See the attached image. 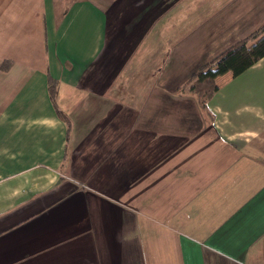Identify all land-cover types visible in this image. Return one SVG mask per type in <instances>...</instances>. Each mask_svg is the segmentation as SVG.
Segmentation results:
<instances>
[{
	"label": "crops",
	"instance_id": "1",
	"mask_svg": "<svg viewBox=\"0 0 264 264\" xmlns=\"http://www.w3.org/2000/svg\"><path fill=\"white\" fill-rule=\"evenodd\" d=\"M257 21L264 0H0V264H264V58L188 137L170 96L143 100Z\"/></svg>",
	"mask_w": 264,
	"mask_h": 264
},
{
	"label": "rangeland",
	"instance_id": "2",
	"mask_svg": "<svg viewBox=\"0 0 264 264\" xmlns=\"http://www.w3.org/2000/svg\"><path fill=\"white\" fill-rule=\"evenodd\" d=\"M204 2V0H203ZM122 16L124 17H131V14H130V11H129V7L127 6L125 9H122ZM203 14L204 16H206V13H205V10H203ZM243 16L242 15H232L230 17V19L232 20V22H235V23H242V18ZM207 18V19H206ZM210 18L211 17H205V18H202L201 20H203V24H205L206 22H209L210 21ZM123 22H125L123 20ZM198 22V21H197ZM126 24V23H124ZM123 24V25H124ZM255 27H253L251 29V32L249 34H247L246 36L242 37V38H238L236 37L234 34H233V37H235V40L232 42V41H227L226 43H229L230 45L227 46L226 48L223 49L226 50L227 48H229L230 46H232L233 44L239 42V41H242L244 39H247L249 37H252L254 35V38L252 40H250L248 42V44H251V43H255V40L256 38H259V35H262L264 33V22L263 21H260V22H255L253 23ZM128 25L125 27V31L127 29ZM147 25L146 24H141V30H142V33L145 31ZM161 29V28H160ZM163 29V28H162ZM134 30V29H133ZM261 30H263L262 32H260ZM191 32V30H187L186 32L182 31L181 33H175L174 37L172 36V33H171V30H170V34H171V42L175 39H178V38H181V37H185L186 35H189V33ZM165 36H169V34H165ZM177 37V38H176ZM255 40V41H254ZM199 48V47H198ZM206 48H210V49H213V47H202V49H206ZM221 51V52H223ZM220 52V53H221ZM220 53L218 54H215V56H210V59L207 60V59H203L201 61V63H198V68L202 67L203 65H205L206 63L210 62L212 59L216 58V56H218ZM204 55V53H203ZM132 64H133V61H128V68L126 69V71L124 72L122 78L120 79L121 81H123V85L124 87H126V90L128 89V95H127V99H126V104H129L130 106H132L134 104V102L136 101L134 98H135V92L136 90L135 89H138L139 88V91L140 92H143V89L146 87H149V82L148 81H145V87H141V79H142V69H139V68H136L135 70V74L131 73L129 70L132 69ZM151 65H158V62H151L149 63ZM197 68V69H198ZM196 69V70H197ZM195 70V71H196ZM146 71V70H145ZM144 71V72H145ZM168 73H170V75L172 77H169L168 79L165 78L166 76H163V77H160V76H157V77H154L152 79L153 82L152 85H154L155 87L152 88L149 92H147L145 95H143V100H147L149 102H151L152 100H155L158 101V100H161V99H166L167 97H171V102H173V111H172V118H174V116H177L178 117V113H179V110L182 109L180 111V113L182 114L181 117H183V115L187 118H191V122L192 123H189L188 125H183L181 126L180 128H185L186 131L184 132V135H186V137H188L190 134H192L195 129H196V126L194 124L195 121H197L200 117L203 118L204 122L206 121V119H208V111L203 109L200 105V103L198 102V99L196 98L197 96L195 95V93L191 90L192 88V83H193V79H192V75L193 73L195 72H189L188 73V76L183 79L181 78H177L178 76H175L173 75L174 72L171 71V68L169 69L168 68ZM174 76V77H173ZM225 76V75H223ZM223 76H220L219 78V81L222 82V78ZM229 77H231L233 79V77L231 75H229ZM170 79V80H169ZM172 79V80H171ZM175 82V83H173ZM184 82V83H183ZM139 83V84H138ZM138 84V85H137ZM180 88H178L180 85ZM163 87V88H167L168 89V93H165V92H159V93H154L153 92L155 91V89L159 88V87ZM157 87V88H156ZM145 88V89H146ZM175 89L176 90H179L180 92V95H178V93H175ZM148 91V90H147ZM142 95V94H141ZM109 96V94H106V97ZM126 96V95H125ZM153 97V98H152ZM152 98V100H151ZM180 104V105H179ZM185 111H187V114L184 113ZM175 113V115H173ZM64 116L66 117V122L68 121L69 122V117L64 113ZM183 119V118H181ZM186 121V120H185ZM131 128V126L128 124V121L127 120H124L123 122V126H122V132L124 134H127L128 133V130ZM114 133L113 129L110 130V133ZM125 143V142H124ZM140 144H144V143H140Z\"/></svg>",
	"mask_w": 264,
	"mask_h": 264
},
{
	"label": "trees",
	"instance_id": "3",
	"mask_svg": "<svg viewBox=\"0 0 264 264\" xmlns=\"http://www.w3.org/2000/svg\"><path fill=\"white\" fill-rule=\"evenodd\" d=\"M253 38L254 35L233 44L193 73L192 79L194 81L191 90L197 96L196 98L203 109L208 111V102L219 91L218 79L220 76L231 73L234 77H237L264 58V33L255 39L257 41L254 40L255 43L248 44ZM11 63V61L6 60L2 64V68L8 69ZM49 88L51 95L55 97L57 87L54 80H50ZM59 113L66 120L64 113L61 111ZM70 129L71 124L69 121V132Z\"/></svg>",
	"mask_w": 264,
	"mask_h": 264
}]
</instances>
